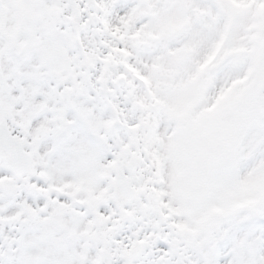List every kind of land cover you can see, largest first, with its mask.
<instances>
[{
  "label": "snow or ice",
  "instance_id": "obj_1",
  "mask_svg": "<svg viewBox=\"0 0 264 264\" xmlns=\"http://www.w3.org/2000/svg\"><path fill=\"white\" fill-rule=\"evenodd\" d=\"M0 264H264V0H0Z\"/></svg>",
  "mask_w": 264,
  "mask_h": 264
}]
</instances>
